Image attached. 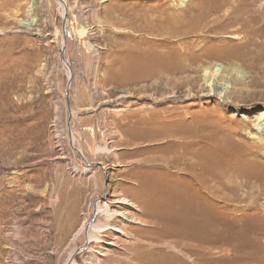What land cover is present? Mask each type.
Masks as SVG:
<instances>
[{
	"label": "rangeland",
	"instance_id": "rangeland-1",
	"mask_svg": "<svg viewBox=\"0 0 264 264\" xmlns=\"http://www.w3.org/2000/svg\"><path fill=\"white\" fill-rule=\"evenodd\" d=\"M65 2L70 136L59 4L0 0V264H66L97 199L76 264H264V0Z\"/></svg>",
	"mask_w": 264,
	"mask_h": 264
},
{
	"label": "bare ground",
	"instance_id": "bare-ground-1",
	"mask_svg": "<svg viewBox=\"0 0 264 264\" xmlns=\"http://www.w3.org/2000/svg\"><path fill=\"white\" fill-rule=\"evenodd\" d=\"M185 1L186 0H182V2H185ZM33 3H34V0H29V5L27 7V9H29V11H31L30 9L32 8V4ZM58 4H59V6L61 8V14H62L63 5L60 2ZM23 23H24V21H23ZM25 25L27 27H30L31 29L35 28V19L33 17H31V19H29L28 22L25 23ZM88 32H89L88 29H86L85 27L81 26L78 29V31H76V34H77L78 37L84 38V37H86L88 35ZM87 46L89 48H92V49L95 48V46L92 43H90V42L87 43ZM61 62H62V60H61ZM64 67H65L66 73L69 74V72H70V70L68 72L69 67H66L65 65H64ZM220 71H221V67L219 65L216 66V67L215 66H209V67L203 68V70H202L201 76H202V79L204 80V83H205L204 86H207V88L209 89V92L211 94L218 92L217 90H218V87L219 86H217V81H215V78H216V76L218 74H220ZM220 95H221V93H220ZM253 128L256 131H259V132H261L264 129V113H263V115L261 117H259V118H257L255 120V122L253 123ZM254 134L251 135L253 137V139H257L258 141L259 140L260 141H264V137H263V139H260L257 135H254ZM72 142H73V137H72V139L70 138L71 147L75 150V152L77 154L80 155V158L83 160V162L85 164H86V162L88 163V164H86L87 166L88 165H90L89 167H95V166H97L96 163H90V162H88L86 160V158L82 155L81 148L75 147L73 145L75 143H72ZM102 149H106V148L103 147ZM123 201H125V200L122 199L121 202H123ZM125 202H128V201L126 200ZM103 204H102V202H99V200H97L95 207L92 208V215H94V217L97 215L96 216V219L95 220H94V218H93V220L90 219V221H88V222H90L89 228L86 231H84L85 230V225L87 223V222H85L86 221L85 220L86 218H84L83 221H82V223H81V225H80V227H79V229L76 230V232L74 234V238L76 237V234H79V233H81L83 231V232H85V236H86V239H87V243H89L91 241H94V240L101 241L103 243L105 241L101 238L102 237L101 234H103V232H105L106 230L111 229L113 231L120 232L119 229H118V227H116L114 225H111V223L109 221L114 216H121L120 217L121 219H126L125 213H123V211H121V212L113 211L107 205H103ZM102 217H103L104 220L101 219ZM80 250H81V248H80ZM74 251L75 250H72L71 253H70V255H69L71 257H70V261H69L68 264H76L75 260L72 258L73 255H71L72 253L75 254Z\"/></svg>",
	"mask_w": 264,
	"mask_h": 264
},
{
	"label": "water",
	"instance_id": "water-1",
	"mask_svg": "<svg viewBox=\"0 0 264 264\" xmlns=\"http://www.w3.org/2000/svg\"><path fill=\"white\" fill-rule=\"evenodd\" d=\"M56 2L57 3L60 2L63 5V11H62V14H61V16H62V22H61L62 46H61V50H60V59L62 60V64H64L66 67H69V70H70V74L67 77L68 78V82H67V89H66V95H65L67 112H68L67 130H68V136H70V132H71L72 129L70 127V124H71V108H70V104H69V90L68 89H69L70 84H71V81H72V68L70 66V63L68 62V60L65 57V48H66V23H67V15H68V6H67V4L65 3L64 0H56ZM69 143H70V137H69ZM86 164H88V163L86 162ZM105 173H106V171H105ZM97 200H99V199H97ZM97 200H95L93 202L92 208L95 207ZM93 218H95L94 215H92L91 220H93ZM89 224H90V222H87L86 223L85 230L84 231H86L89 228ZM84 239H85L84 243L81 246H79V247H77L75 249V251H74L75 254L78 253V252H80V248L82 249V248H84L87 245V239H86V236H85V232H84ZM71 255H73V253ZM69 261L66 264H68Z\"/></svg>",
	"mask_w": 264,
	"mask_h": 264
}]
</instances>
